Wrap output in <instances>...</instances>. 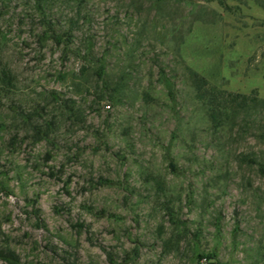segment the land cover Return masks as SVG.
Here are the masks:
<instances>
[{
  "label": "rangeland",
  "instance_id": "1",
  "mask_svg": "<svg viewBox=\"0 0 264 264\" xmlns=\"http://www.w3.org/2000/svg\"><path fill=\"white\" fill-rule=\"evenodd\" d=\"M0 0V264H264V0Z\"/></svg>",
  "mask_w": 264,
  "mask_h": 264
},
{
  "label": "trees",
  "instance_id": "2",
  "mask_svg": "<svg viewBox=\"0 0 264 264\" xmlns=\"http://www.w3.org/2000/svg\"><path fill=\"white\" fill-rule=\"evenodd\" d=\"M36 6V14L39 23L43 26L44 37L53 40L56 44H65L68 46L73 42V29L60 31L57 28L56 18L47 10L48 0H33ZM191 77L195 82L196 89L202 97L206 99L208 106L209 119L215 127L222 126L235 111L239 109H248L262 107L264 108V99H259L255 93L242 94L227 91H215L205 87L206 79L195 70H190ZM8 70L0 74L1 82L9 78Z\"/></svg>",
  "mask_w": 264,
  "mask_h": 264
}]
</instances>
